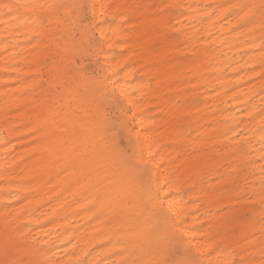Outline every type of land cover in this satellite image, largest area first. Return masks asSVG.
I'll use <instances>...</instances> for the list:
<instances>
[{
	"label": "snow or ice",
	"instance_id": "obj_1",
	"mask_svg": "<svg viewBox=\"0 0 264 264\" xmlns=\"http://www.w3.org/2000/svg\"><path fill=\"white\" fill-rule=\"evenodd\" d=\"M113 7L111 4H97L95 0H74L71 3L64 0L21 3L17 0L16 3H0V12L7 15L19 16L21 10L31 14L29 18L35 29L49 28L55 20L56 30L53 35L66 41V50L70 42V63L77 66V75L70 81L53 83L46 90L48 103L35 118L34 127L27 133L33 137L31 143L38 147L15 166L20 167L36 158L35 165L39 169L36 178L45 177V184L62 178L64 192L80 186L72 199L61 207L60 212L71 204H79L84 200L87 204L79 210L92 213L90 225L103 217V227L93 235L103 237L98 242V247L111 246V253L120 257L119 260L112 261V264H239L230 259L232 253L225 250L226 246L209 245L202 248L193 243L197 238L191 236V229L185 226L186 217L191 213L186 212L181 216L180 208L196 203L195 200L184 199L186 192L196 191V186L193 185L186 191L181 187H173L177 181L172 174L162 171L163 164L157 160L161 152L153 150L150 143L146 147V140L139 130L133 132V122L138 115H142L133 109L142 102L146 94L137 97L136 93L141 89L136 87L133 91V81L126 71L132 65L117 59L123 53L117 52L116 46L127 41L113 40L111 37L130 31L125 25L136 17L132 12L119 11L109 16L108 9ZM166 7L177 8L176 14L179 16L184 15V11L180 9H191L197 15L189 17L188 23L202 20L204 23L201 31L204 27L209 29L205 35L198 37L205 42V46L204 53L195 58L204 61L201 67L205 71L199 77L193 75L187 81H180L181 83H191L199 78L204 82L198 87L204 88L208 84L210 87L206 90L216 92L221 85L212 84V81H220L225 76L237 77L236 81H229L232 87H228L224 95L235 88L247 89L248 85H253L251 90L244 93V102L234 106L235 111L233 108L222 110L231 112L232 116L226 118L224 126L216 128L212 135L225 137L226 144L233 149L231 155L235 157L247 155L250 140L257 133L258 142L264 146V0L259 5L240 3L226 9L224 4ZM221 9L225 11L221 13ZM225 21L229 22L226 29ZM217 24L221 31L216 30ZM250 25H257V28H250ZM178 31L174 34L177 46L185 42L180 39ZM255 31H259L258 37L253 35ZM39 39L40 34L37 32L28 43ZM225 48L231 54L223 51ZM232 49L235 51H231ZM85 97L93 113L90 136L85 142H77L75 128L70 132L68 125L75 119L72 105ZM257 98L260 101L258 105ZM231 99L239 100L240 96H233ZM200 102L193 99L190 106L194 107ZM257 117L261 118L258 125L252 126L251 122L256 121ZM154 130L143 129L145 132ZM194 132V126L181 128L177 135L184 138V142L190 146L189 137L192 141L211 138L207 135L193 136ZM101 141L104 143L101 144ZM89 144L92 146L89 147ZM260 159L264 160V154ZM232 163L235 164V175L231 191L235 192V196L222 193V197L236 200L244 197L252 200L257 197L255 203L264 206V165H261V174L257 179L249 183L248 176L254 175L247 167L251 161L234 160ZM12 170L5 169L6 172ZM28 194L40 193L30 191ZM7 195L15 200L20 193L9 192ZM53 199L59 200L60 195L49 198L48 203L51 204ZM11 206L4 205L5 208ZM67 214L78 215V212ZM55 216L63 218L59 212ZM68 231L70 230L65 228L60 235ZM5 233L0 264H59L57 253L53 252V248L58 245L46 239L49 233L37 235L22 250L17 248L14 239L7 234V226ZM75 239L65 237V241L61 242L65 244L62 256L75 255V249L80 247ZM69 245L71 252L68 250ZM95 251L96 247L85 248L74 261L66 260L63 264H93L90 257ZM214 252H221L223 255L211 259ZM259 255L260 264H264V249H261ZM96 264L100 262L97 261Z\"/></svg>",
	"mask_w": 264,
	"mask_h": 264
},
{
	"label": "bare ground",
	"instance_id": "obj_2",
	"mask_svg": "<svg viewBox=\"0 0 264 264\" xmlns=\"http://www.w3.org/2000/svg\"><path fill=\"white\" fill-rule=\"evenodd\" d=\"M16 2L17 0H0V3ZM19 2L52 3L56 0ZM95 2L113 5V8L108 9L109 16L117 11L135 14L136 18L125 25L130 31L120 32L111 37L113 40L127 41L116 46V51L123 53L117 59L132 65L126 71L130 73L129 79L133 81V91L136 87L141 89L136 93L137 97L146 94L142 102L133 109L142 113L133 122L135 125L133 132L139 130L146 140L145 146L150 143L153 150L161 152L157 160L163 164L162 171L172 174L177 181L173 187H181L186 191L187 188L196 186L195 192H186L184 196L185 200H195L196 203L186 204L180 208L181 216L186 212L191 213L186 217L185 226L191 229L190 235L197 238L193 243L202 248L209 245L226 246L225 250L232 253L231 260L239 264H260L259 253L264 249L262 211L264 206L255 203L257 197H253L252 200L247 197L236 200L222 197L221 194L235 196V192L231 191L235 175V164L232 163L234 160L251 161L247 167L254 175L248 176V182L257 179L261 174V165H264V160L260 159L264 154V146L258 142L257 133L250 140L251 146L247 155L235 157L231 155L233 149L226 144L225 137L212 135L216 128L224 126L223 121L226 118L232 116L231 112L222 110L233 108L235 111L234 106L244 102L246 99L244 93L251 90L253 85H248L247 89L235 88L224 95L226 89L232 87L229 81L234 82L237 77L225 76L220 81H212V84L221 85L216 92L207 91L206 89L210 87L208 84H205L204 88L198 87L204 82L199 78L192 80L191 83H181L180 81H187L193 75L199 77L205 71L201 67L204 61L195 58L204 53L205 42L198 37L205 35L209 29L204 27L201 31L204 23L202 20L188 23L189 17L197 15L191 9H180L184 11V15L179 16L176 14L177 8L166 6L195 7L198 4H224L226 9L230 5L240 3L259 5L261 0H95ZM121 5L129 7L121 8L119 7ZM136 5L142 7L136 8L134 7ZM225 9H221L220 12L223 13ZM30 15L23 10L19 16L0 12V253L7 226V234L21 250L37 235L49 233L46 239L58 245L53 248V252L57 253L59 264L66 260L74 261L85 248L90 247H96V251L90 257L93 264L97 261L100 264H112V261L119 260L120 257L111 253V246L98 247V242L102 241L103 237L93 235L103 227L104 218L93 221L90 225L89 218L92 213L79 210L86 206L87 202L84 200L79 204H71L60 212L61 207L72 199L80 186L64 192L62 178L45 184V177L36 178L39 170L35 165L36 158L27 164H21L20 167L15 166L38 147L31 143L33 137L27 133L34 127L35 118L48 103L46 90L53 83L70 81L77 75L75 67L68 62L71 57L70 42L66 50V41L53 35L56 21L53 20L49 28L35 29ZM224 24L226 29L229 22L225 21ZM249 27L257 28V25ZM215 28L217 31L222 30L219 24ZM177 30L180 39L185 40L179 46L174 38ZM37 32L40 34L39 40L22 43L32 35L35 36ZM253 35L258 37L260 33L255 31ZM256 42L259 43V40ZM223 51L229 52V49L225 48ZM47 60L49 63L46 64ZM240 63L243 64V61ZM135 71L139 74L137 77H134ZM237 95L240 96L239 100L231 99ZM193 99L201 102L194 107L190 106ZM177 101L179 103H176ZM259 102L257 98V105ZM72 111L75 119L69 123L68 129L71 132L75 128L77 142H85L90 136L89 127L93 115L87 98L74 103ZM260 119L257 117L256 121L251 122L252 126L258 125ZM193 126L196 127L193 136L207 135L211 138L192 141L189 137L191 146L185 143L184 138L178 136L177 132L181 128ZM143 129L155 130L145 132ZM100 143L103 144L104 141ZM91 146L89 144V147ZM6 168L13 170L6 172ZM30 191L40 194L29 195ZM9 192H19L20 195L13 200L7 195ZM57 195H60V199H53L49 204V198ZM25 196L26 199L23 198ZM5 204L12 206L5 208ZM244 210L249 216L243 217L241 212ZM57 212L63 218H56ZM72 212H78V215L67 214ZM24 225L28 227H23ZM65 228L70 231L60 235ZM65 237H75V242L80 245L75 249V255H61L65 251V244L61 243L65 241ZM68 250L72 251L70 245ZM222 255L221 252H214L210 258L215 259Z\"/></svg>",
	"mask_w": 264,
	"mask_h": 264
},
{
	"label": "rangeland",
	"instance_id": "obj_3",
	"mask_svg": "<svg viewBox=\"0 0 264 264\" xmlns=\"http://www.w3.org/2000/svg\"><path fill=\"white\" fill-rule=\"evenodd\" d=\"M152 1H157V0H152ZM64 2L71 3V2H74V0H64ZM32 36H34V35H32ZM32 36H31L30 38H28V39L22 41V43H23V44H26V43L28 42V40L32 38ZM68 62L70 63V60H69ZM47 63H49V60L46 61V64H47ZM70 64L73 65L75 68L77 67L75 64H72V63H70ZM137 75H139V74H138L137 71H135V73H134V77H137ZM44 77H46V76L44 75ZM48 79H49V76H48ZM241 213H242L243 217H247V216H249V213H248L247 211H245V210L242 211Z\"/></svg>",
	"mask_w": 264,
	"mask_h": 264
}]
</instances>
